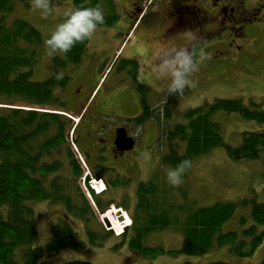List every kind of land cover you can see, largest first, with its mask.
I'll list each match as a JSON object with an SVG mask.
<instances>
[{"label":"trees","instance_id":"trees-1","mask_svg":"<svg viewBox=\"0 0 264 264\" xmlns=\"http://www.w3.org/2000/svg\"><path fill=\"white\" fill-rule=\"evenodd\" d=\"M70 1L73 9L100 5L105 14V23L100 26L111 25L118 19L114 0ZM15 6L16 0H0V264H38L42 258L49 260L64 249L80 250L86 243L74 238L68 221L58 218L49 226L50 240L43 247H32L37 230L34 210L26 204L27 200L61 203L69 214L83 221L92 245L115 235L106 230H92L98 223L95 222L94 209L79 184L83 171L68 140L73 123L64 114L75 110L66 108L65 101L57 92L69 83L68 71L82 61L88 39L78 42L67 54L51 56L49 76L44 80H34L32 75L37 55L44 52L42 37L30 22L13 14ZM120 63L130 67L129 72L133 74L139 66L134 58L122 59ZM60 72L64 74L63 78L57 80L55 76ZM137 90L141 113L135 120L142 122L158 118L161 107H153L148 102L146 91L149 87L139 84ZM167 106L168 103L160 111L163 120L170 115ZM217 110L238 112L243 118L264 124V110L259 104L253 102L248 106L240 99L216 98L211 104L188 108L182 114L186 122L167 125L160 133L158 140H164L166 145L161 163L176 167L189 160L192 165L195 158L220 146L234 159L261 158L264 155V129L242 132L240 144L233 147L224 141L219 123L212 119ZM181 143H184V153L179 152ZM157 177L153 174L138 185L135 210L129 213L132 224L120 235H129L128 246L137 254L150 258L165 252L201 255L227 245L233 255L249 257L262 243L264 231L259 230L256 224L264 223V201L241 199L237 202L216 201L209 206L194 208L177 206L168 200L167 191L158 183ZM89 192L100 212L112 202L102 201L90 188ZM238 205H250L249 216L253 222L240 230L222 232V224L233 218ZM177 210L183 213L180 218ZM120 212L121 209L112 205L104 213L106 221L117 232H121L128 223L117 225ZM246 220L247 216L243 214L238 222L243 226ZM176 228L183 235L180 250H164L161 246L144 244L152 232ZM45 263L42 261L40 264ZM62 264L93 263L69 260ZM209 264L226 263L215 261Z\"/></svg>","mask_w":264,"mask_h":264},{"label":"rangeland","instance_id":"rangeland-1","mask_svg":"<svg viewBox=\"0 0 264 264\" xmlns=\"http://www.w3.org/2000/svg\"><path fill=\"white\" fill-rule=\"evenodd\" d=\"M115 1L118 5V20L108 26H98L93 37L88 39L82 61L68 71L71 77L69 83L65 89H58L57 92L65 101L66 108L77 113L75 107L69 104V92L74 89L78 80L85 79L87 88L90 89L82 93L84 101H87L91 94L92 98L96 96L97 99L98 96L118 91V95L127 102L128 108L124 111L129 118H133L141 113L140 93L137 86L145 84L149 87L146 91L148 102L153 107H161L157 114L158 118L153 117L144 121V125L138 129L140 141L135 150L146 152L148 155L142 157L141 163H137L136 167L139 168L132 172L131 180L126 183L131 190L126 192L124 198L119 195L115 197L113 205L123 208L120 216L124 217L122 221L118 220L117 225L123 226L128 222L130 218L127 212L132 213L135 210L137 196L135 187L153 174L158 176V183L165 192L167 191L168 200L177 206L194 208L209 206L216 201L237 202L241 199L264 201V155L259 159H234L228 155L223 146L216 147L207 154L195 158L185 178H182V183L173 186L166 179L170 167L161 163L166 145L164 140H158L162 129L167 125L186 122L182 116L186 109L211 104L216 98L240 99L248 106L254 102L264 110V11L259 17L254 16L252 22L246 25L244 30L246 35L236 41L239 46L236 51L226 48L228 51L222 54L216 45L217 41H224L228 33L237 31L233 32L230 27L233 24L229 25L227 22L226 26L220 24L219 33H215L214 37L206 40L203 37L204 42L197 56L198 68L190 74V83L182 94H172L168 91V81L156 74L153 62L155 52L163 47V44H154L149 36L150 27L145 24H141L139 31L136 29L133 36L127 37L126 29H120V25L128 16L134 0ZM256 1L264 3V0ZM52 5L55 9L54 13L42 17L32 9V0H16L13 12L16 17L25 19L36 27L42 37L41 47L44 48V52L40 56L37 55L38 59L32 75L34 80H44L49 76L50 57L46 55L45 40L55 26L66 18L63 14L73 10L70 0H52ZM211 22L214 24L216 19L212 18ZM219 34H223V37L221 38ZM131 58L136 59L139 64L134 75L129 72L130 67L122 66L120 63L122 59ZM166 103L170 115L163 120L160 111ZM212 119L219 123L224 141L233 147L240 144L242 132L264 129L263 123L243 118L238 112L217 110L213 113ZM76 136V131L71 138L69 133L68 140L75 141L80 150ZM80 152L83 155L81 150ZM179 152L184 153V143H181ZM79 184L94 209L95 222L98 223L93 225L92 230L100 229V231H110L114 235L119 234L112 229L104 217V213L112 204L105 211H98L87 182L79 180ZM94 193L98 196L95 190ZM119 200L124 201L121 203ZM26 204L34 210V224L37 230V238L31 244L32 247H43L50 240L49 226L58 218L68 221L73 229L74 238L86 243L80 250L64 249L49 260L42 258L38 264L42 261L46 262L45 264H62L69 260H85L93 264H182L183 262L209 264L215 261H223L226 264H264V238L249 257H237L229 252L227 245H223L201 255L165 252L150 258L143 257L129 248V235L125 237L112 235L102 239L97 245L90 244L83 221L69 214L61 203L43 199L27 200ZM125 209L127 212L124 211ZM249 209L250 205H238L233 218L222 224L221 231L240 230L252 223ZM176 212L179 218L183 214L178 210ZM243 214L247 216V220L242 226L238 219ZM256 226L264 231V223ZM144 244L161 246L164 250H180L183 245V235L179 228L154 231L147 236Z\"/></svg>","mask_w":264,"mask_h":264},{"label":"flooded vegetation","instance_id":"flooded-vegetation-1","mask_svg":"<svg viewBox=\"0 0 264 264\" xmlns=\"http://www.w3.org/2000/svg\"><path fill=\"white\" fill-rule=\"evenodd\" d=\"M115 8L119 18L116 1ZM263 11L264 3L256 0H134L120 29H126L127 33L131 29L139 31L141 24H145L150 27L149 36L154 44L195 47L199 53L204 40L214 37L219 33V25L226 26L227 22L233 24L230 25L233 32L237 31L228 33L224 41H217L218 51L223 54L228 51L226 48L236 51L239 47L236 41L245 37L246 25ZM212 18L216 19L214 24ZM189 32L197 37L196 41H189ZM219 36L222 38L223 34ZM89 89L85 79H80L69 92V104L80 113L76 141L89 168L88 180L94 179L99 182L97 184L104 185L105 190L98 197L104 202H114L117 195L124 198L131 190L126 183L143 157L142 151L135 147L140 141L138 129L146 120L139 122L127 116L124 111L128 108L127 102L118 91L97 99L91 94L84 101L82 93ZM130 137L134 140L133 146L124 148ZM119 201L123 203L124 200Z\"/></svg>","mask_w":264,"mask_h":264},{"label":"clouds","instance_id":"clouds-1","mask_svg":"<svg viewBox=\"0 0 264 264\" xmlns=\"http://www.w3.org/2000/svg\"><path fill=\"white\" fill-rule=\"evenodd\" d=\"M32 9L42 17L54 13L52 0H32ZM66 18L55 26L49 37L45 40L46 55L51 57L57 54H67L78 42L93 37L98 26L105 23V14L100 5L94 7L75 8L63 14ZM190 42L197 37L188 33ZM198 51L195 47L177 46L171 43L157 49L153 62L156 74L169 83V93L182 94L188 84L189 76L198 68ZM63 73H57L55 78L60 80ZM147 156L146 152L141 153ZM191 166L189 160L182 161L176 167H170L166 173L169 184L178 186L182 183L183 174ZM64 258V254H62Z\"/></svg>","mask_w":264,"mask_h":264},{"label":"bare ground","instance_id":"bare-ground-1","mask_svg":"<svg viewBox=\"0 0 264 264\" xmlns=\"http://www.w3.org/2000/svg\"><path fill=\"white\" fill-rule=\"evenodd\" d=\"M168 107V106H167ZM66 116V115H65ZM88 174L87 173H85V172H83L82 173V176L80 177V180H83V182H87V185L89 186V187H91V188H96V191L97 192H101V185L100 184H97V183H99V182H96L95 180L92 182V185H90L89 183H88ZM83 184V183H82ZM113 206H115V205H113ZM123 209V208H122ZM129 216V215H128ZM129 218H130V216H129ZM122 219V218H121ZM120 221H122V220H120Z\"/></svg>","mask_w":264,"mask_h":264},{"label":"built area","instance_id":"built-area-1","mask_svg":"<svg viewBox=\"0 0 264 264\" xmlns=\"http://www.w3.org/2000/svg\"><path fill=\"white\" fill-rule=\"evenodd\" d=\"M69 116H70V115H69ZM71 117H72V116H71ZM72 118L75 120V123H76L77 120H78V118H75V117H72ZM73 147H74L75 151L77 152V148L75 147L74 144H73ZM78 157H79V159H80V161H81V167H82V169L84 170L85 173H87V172H88L87 166H86L84 160L82 159V157H81V155H80L79 153H78Z\"/></svg>","mask_w":264,"mask_h":264},{"label":"water","instance_id":"water-1","mask_svg":"<svg viewBox=\"0 0 264 264\" xmlns=\"http://www.w3.org/2000/svg\"><path fill=\"white\" fill-rule=\"evenodd\" d=\"M129 139H130V140L128 141V145H126L124 148H131V147L133 146V143H134L133 138L130 137ZM120 214H121V213H119V217H118V218H119V220H123V219H121V218H124V217H123V216L121 217Z\"/></svg>","mask_w":264,"mask_h":264},{"label":"crops","instance_id":"crops-1","mask_svg":"<svg viewBox=\"0 0 264 264\" xmlns=\"http://www.w3.org/2000/svg\"><path fill=\"white\" fill-rule=\"evenodd\" d=\"M134 33H135V30H132V29H131V30L129 31V35H131V36H133Z\"/></svg>","mask_w":264,"mask_h":264}]
</instances>
